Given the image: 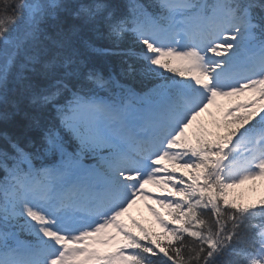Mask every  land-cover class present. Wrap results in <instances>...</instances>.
Masks as SVG:
<instances>
[{"label":"snow or ice","instance_id":"6c2138e0","mask_svg":"<svg viewBox=\"0 0 264 264\" xmlns=\"http://www.w3.org/2000/svg\"><path fill=\"white\" fill-rule=\"evenodd\" d=\"M0 122V264H264V0H0Z\"/></svg>","mask_w":264,"mask_h":264},{"label":"rangeland","instance_id":"374dc122","mask_svg":"<svg viewBox=\"0 0 264 264\" xmlns=\"http://www.w3.org/2000/svg\"><path fill=\"white\" fill-rule=\"evenodd\" d=\"M220 103L227 104V100H221ZM218 118L217 109L215 107L211 108L208 113H205L201 119L205 121H210L207 125ZM213 119V120H212ZM152 192L160 195L161 190L157 187L149 186ZM231 197H234L239 203L246 204L252 203L260 199L264 195V180L247 181L244 184L238 185L234 189L230 190ZM149 204H152L159 212L165 215V219H170L167 216V209L162 208L159 204H155L151 200H138L133 208L123 217L125 223L132 226V221L136 220L142 224H151L159 231H163L161 226L156 220L154 213L150 210Z\"/></svg>","mask_w":264,"mask_h":264},{"label":"trees","instance_id":"16d2710c","mask_svg":"<svg viewBox=\"0 0 264 264\" xmlns=\"http://www.w3.org/2000/svg\"><path fill=\"white\" fill-rule=\"evenodd\" d=\"M95 43L97 47H108L110 46L109 41H107L104 38H96L95 39ZM132 41L131 40H127L124 42L125 46L131 44ZM96 63L97 66L99 68H101L103 71L108 72V71H112V70H119V66H120V58L116 57V56H97L96 57ZM142 85L137 83L136 88L137 91H139L141 89ZM54 115V113H53ZM212 124L213 122L210 124L211 128H212ZM212 130H215L214 128H212ZM7 133L8 135H12V134H19V126L13 123H2L0 122V147H4L5 146V141L3 139V134ZM39 132L37 130H32L29 131L27 133V137L24 139L23 143L27 142V138H33V139H38L39 137ZM264 198V196L262 197ZM146 227L152 229L153 231L159 232L157 231L155 228H153L150 224H147Z\"/></svg>","mask_w":264,"mask_h":264}]
</instances>
